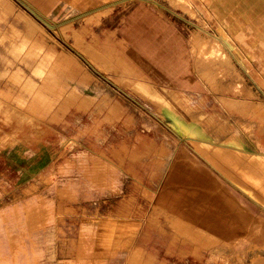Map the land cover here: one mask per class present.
Masks as SVG:
<instances>
[{"label": "crops", "instance_id": "0c3cea01", "mask_svg": "<svg viewBox=\"0 0 264 264\" xmlns=\"http://www.w3.org/2000/svg\"><path fill=\"white\" fill-rule=\"evenodd\" d=\"M71 1L84 21L106 12L91 35L126 68L71 83L69 110L34 120L54 134L57 173L33 231L13 194L32 184L29 134L0 131L22 136L0 144V264H264V199L255 232L256 194L200 146L264 156V0H199L196 16L173 0ZM197 30L219 56L194 51ZM240 170L264 186V165Z\"/></svg>", "mask_w": 264, "mask_h": 264}, {"label": "rangeland", "instance_id": "374dc122", "mask_svg": "<svg viewBox=\"0 0 264 264\" xmlns=\"http://www.w3.org/2000/svg\"><path fill=\"white\" fill-rule=\"evenodd\" d=\"M1 1L0 131L10 130L18 132L16 134H21L23 130H26L29 134L26 141L30 142L31 145L32 184L30 188H25L24 192L15 188L13 194L16 199L25 197L26 206L24 210L29 211V221L33 231L34 228L43 223L45 211L49 212L50 209H53L54 203H45L44 197L55 195L54 188L50 184L57 173L55 165L57 154L53 148L49 147L53 146L54 134L50 128H47L48 133H46L45 124L34 122V120L40 118L52 120L58 109L62 114H65L69 110L71 83H103L108 81L107 77L103 75L104 71L124 72L126 65L116 57L119 52L113 48V45L104 43L99 37L91 35L94 33L92 24L97 22L106 12H100L84 21L81 20L83 15L77 16L71 13L73 10L69 11L71 0H45L47 8H44L43 0ZM173 2L176 6L185 8L196 16L197 13L192 6H197L199 0H173ZM188 6L191 9H187ZM73 20H77V23L69 24ZM193 38L194 51L197 54H202L203 51L207 50L211 52L204 61H209V57L219 56L217 52L221 51L220 44H211L209 35L202 36L197 30ZM201 39L203 40L202 43L200 42ZM58 77H61V82L56 80ZM111 80L117 83L125 81L119 76L111 78ZM58 100H62V107L61 105L56 106ZM190 129L196 130L193 127ZM193 133L195 135L200 134L198 131ZM45 134L48 138L44 145L46 144L48 150L45 155L40 156V137ZM21 138L22 136L18 138L14 135L8 139H0V144L22 142ZM206 143L209 148L212 147L214 150L216 148V151L220 150L219 152L222 153L212 154L214 150H208ZM206 143L200 142V146L205 145L206 147H201L210 151V156L215 157L217 162L222 164L223 159L222 161L218 160L220 155L221 158L226 159L225 162L223 161L224 163H229L226 161L230 158L232 163L233 158H235L237 162L234 164V160L232 165L239 164L240 175L238 177L243 176L239 181L246 185L243 189L260 194L255 196L256 213L254 215L255 232L259 231L258 227L263 225V221L262 215L258 213L261 212V200L264 199V196H261V194L264 195L261 174L259 170H256L253 174L250 173L249 178L248 173L240 169L245 168L247 163H253L255 168H259L260 165H264V156H246L240 151H230L209 142ZM230 152H238L239 154H230ZM239 159L240 163L238 162ZM242 159L244 164H242ZM237 167L238 165L235 168ZM40 170L46 173V179L43 182L40 181L42 186L38 180ZM3 171L4 168L0 165V173ZM14 179L16 182L18 181L17 174H15ZM242 206L243 204L239 203V211H242ZM133 257L135 256H132L131 259L134 262Z\"/></svg>", "mask_w": 264, "mask_h": 264}, {"label": "bare ground", "instance_id": "6f19581e", "mask_svg": "<svg viewBox=\"0 0 264 264\" xmlns=\"http://www.w3.org/2000/svg\"><path fill=\"white\" fill-rule=\"evenodd\" d=\"M0 2H2V1L0 0ZM3 3H4V2H3ZM1 4H2V3H1ZM1 6H3V5H1ZM74 33H75V32H74ZM78 37H80V36H78ZM78 40H79V39H78ZM94 44H95V43H94ZM22 51H23V50H22ZM180 54H181V53H180ZM72 57H73V56H72ZM76 60H77V59H76ZM86 70H87V69H86ZM101 70H102V69H101ZM32 71H34V70H32ZM91 76H92V75H91ZM89 77H90V76H89ZM26 78H27V77H26ZM94 79H95V78H94ZM23 86H24V85H23ZM0 91H1V90H0ZM7 94H9V93H7ZM201 143L204 144V143H206V142H201ZM205 145H207V143H206ZM205 145H201V146H205ZM205 147H206V146H205ZM205 147H204V148H205ZM207 147H208V145H207ZM209 149H210V151H211V150H214V148H212V147H211V148L208 147V150H209ZM217 150H218V149H217ZM210 151H208V152L211 153ZM214 151H215V152H214ZM214 151H212V154L217 153V152H219L220 150H219V151H216V148H215ZM219 153H222V152H219ZM80 155H81V154H80ZM220 158H221V155H220ZM220 158L218 159L219 161H220V160L222 161V159H223V161L226 160V159L223 158V157H222L221 159H220ZM229 158H230V157H229ZM233 159L235 160V158H233ZM236 159H237V158H236ZM231 160H232V159L230 158V160L228 159V161H226V162H229L230 164L234 163V160H233L232 163H231ZM80 161H81V160H80ZM223 161H222V164L224 165V164H225V163H224L225 161H224V162H223ZM236 162H237V161L235 160V163H234V164H236ZM238 162L240 163V159L238 160ZM243 162H244V161H243V159H242V164H244ZM218 163H219V162H218ZM220 163H221V162H220ZM234 164H233V165H234ZM242 164H241V165H242ZM237 165H238L237 168L239 169V164H237ZM237 165H236V166H237ZM236 166H235V167H236ZM240 167H241V166H240ZM239 175H240V174H239ZM242 177H243V176H241V178L239 177V179H242ZM244 177H245V176H244ZM252 185H253V184H252ZM255 186H256V185H255ZM253 187H254V185H253ZM254 188H255V187H254ZM252 189H253V188H252ZM255 189H257V187H256ZM263 190H264V188H263ZM253 191H254V190H253ZM256 191H257V190H256ZM259 192H261V191L259 190ZM254 193H255V194H259L258 192L256 193L255 191H254ZM261 193H262V192H261ZM263 193H264V192H263ZM259 195H260V194H259ZM261 196H264V195L261 194ZM221 201H222V200H221ZM247 215H248V214H247ZM249 215H250V214H249ZM251 216H252V215H251ZM248 217H249V216H248ZM252 219H253V218H252ZM247 220H248V219H247ZM250 220H251V218H250ZM248 221H249V220H248ZM204 222H205V221H204ZM206 223H207V222H206ZM213 223H214V222H213ZM248 223H249V222H248ZM209 225H210V224H209ZM213 225H214V224H213ZM4 226H5V225H4ZM249 226H250V225H249ZM249 226H248V227H249ZM207 227H208V226H207ZM247 229H248V228H247ZM132 230H133V228H132ZM246 232H247V231H246ZM233 233H234V232H233ZM227 235H228V233H227ZM233 235H234V234H233Z\"/></svg>", "mask_w": 264, "mask_h": 264}]
</instances>
